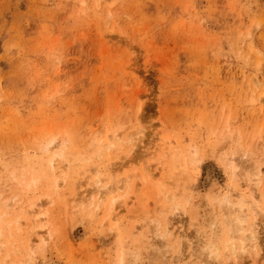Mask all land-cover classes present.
<instances>
[{"label":"rangeland","instance_id":"rangeland-1","mask_svg":"<svg viewBox=\"0 0 264 264\" xmlns=\"http://www.w3.org/2000/svg\"><path fill=\"white\" fill-rule=\"evenodd\" d=\"M263 188L264 0H0L4 264H237Z\"/></svg>","mask_w":264,"mask_h":264},{"label":"bare ground","instance_id":"bare-ground-1","mask_svg":"<svg viewBox=\"0 0 264 264\" xmlns=\"http://www.w3.org/2000/svg\"><path fill=\"white\" fill-rule=\"evenodd\" d=\"M134 134V133H133ZM135 135L137 136V138H136V140L138 139V141H139V139H140V136L142 135L143 136V134H142V131H140V130H138V131H136L135 132ZM142 141V140H141ZM49 146H50V144H48ZM47 145V146H48ZM46 148H48V147H46ZM47 150V149H46ZM131 151H132V149H131ZM131 151H129L130 153H131ZM129 154V153H128ZM57 156V155H56ZM60 157L61 158H63L61 155H60ZM59 157V158H60ZM53 162H55V161H53V159L50 161V166L52 167V168H54V165H53ZM229 163H228V165H230L231 164V162L230 161H228ZM233 163V162H232ZM231 166V165H230ZM235 167V166H234ZM251 168H253V167H251ZM235 169V168H234ZM232 170H233V168H232ZM251 171H252V169H250ZM256 170V169H255ZM97 172V171H96ZM249 173V172H248ZM252 173H254V169H253V172H250V175L252 174ZM235 174V173H234ZM256 174H258V172L256 173ZM249 175V176H250ZM255 174H252L250 177H251V179H252V181L255 183V180L254 179H256L257 177H258V175H255ZM257 176V177H256ZM256 177V178H255ZM250 179V180H251ZM35 181V180H34ZM251 181V182H252ZM252 182V183H253ZM254 183H253V185H254ZM258 184V183H257ZM256 184V185H257ZM254 187V186H253ZM257 187V186H256ZM118 188V187H117ZM264 189V188H263ZM256 190V189H255ZM254 190V192L256 193V191ZM228 197V196H227ZM262 197H264V191H262V193H261V198ZM260 198V199H261ZM231 199V198H230ZM100 200H101V197H98L97 199H92V201L94 202H96V201H99L100 202ZM220 200V202H221V205H222V207H221V205H220V208H223L222 210H223V213L225 214V216H224V214L222 213L221 215H222V224H223V226H224V228H225V233H226V235H227V239H226V241H224L225 243H223L224 244V247L226 248V246L229 244L230 245V254L232 255V257L234 258V259H236V263L237 264H239V261H241V255L243 256V253H248V252H250L253 248H254V246H255V243L257 242V234H256V228H255V226H256V222L257 221H255V222H253L254 220H256L257 219V217L259 216V214L261 213V212H264V208L262 209V205L260 204L261 203V200H257L256 199V195L254 194V193H252V195H251V197H250V202L248 203V205L249 206H247L248 208L246 209V211L248 212V211H252V212H250V215L252 214V216H253V218H255L256 216H257V212H260L259 214H258V216L254 219V220H252L250 223L247 221V219H248V217L247 216H244L243 215V213H245L244 211V209H243V206L241 205V204H236V203H231V201L229 200V197H228V199L227 198H224L223 197V199L221 200V199H219ZM234 201V200H233ZM232 201V202H233ZM243 201V200H242ZM264 201V200H263ZM238 203V202H237ZM245 203H247V201L245 202ZM244 203V204H245ZM243 204V205H244ZM40 205H42V204H40ZM215 205V204H214ZM111 206H113V204L111 205ZM263 207H264V205H263ZM35 208H40V206H37V204H33L31 207H30V212H34V209ZM220 208H219V210H220ZM38 209L36 210V215H37V217H36V220H35V222H34V227L31 229V231H29V235H32L33 237H34V240H36V241H41V240H43V234H42V231H41V229L43 230V226L42 225H37V221L42 217L41 215H42V212L41 211H39L38 212ZM41 209V208H40ZM255 209H257V210H255ZM254 213L256 214V215H254ZM246 214V213H245ZM261 214H263V213H261ZM260 214V215H261ZM249 215V216H250ZM223 216H224V218H223ZM252 216H250V217H252ZM263 216V215H262ZM220 217V216H219ZM247 217V218H246ZM253 218H251V219H253ZM20 221V220H19ZM19 221H15L16 223L18 222L19 223ZM21 222V221H20ZM15 223V224H16ZM18 223H17V225H18ZM10 224V223H9ZM11 225V224H10ZM15 229H16V226H15ZM1 237H2V234H1V231H0V239H1ZM45 240V239H44ZM225 240V239H224ZM34 242V241H33ZM222 244V245H223ZM226 245V246H225ZM215 247V246H214ZM206 249V248H205ZM207 250V249H206ZM205 250V251H206ZM218 251V250H217ZM229 251V250H228ZM208 253H211V254H213L212 252H209V251H207ZM122 254H120L121 256L120 257H123L124 256V254H123V251L121 252ZM203 253H205V252H203ZM207 253V254H208ZM225 253H226V251H225ZM226 255V254H225ZM7 256V255H6ZM203 256H206V255H203ZM210 256H213V255H210ZM214 256H215V254H214ZM246 256V255H245ZM119 257V258H120ZM208 258H209V256H207ZM205 258L206 259V261H205V263L207 262V260H211L212 259V257L211 258ZM121 260H122V258H120ZM119 259V260H120ZM214 259V258H213ZM217 259V258H216ZM212 261H209V263H211ZM119 263H121L120 261H119ZM203 263V262H202ZM205 263H203V264H205ZM208 262H207V264H209ZM0 264H4V260H1L0 261ZM214 264V263H213Z\"/></svg>","mask_w":264,"mask_h":264}]
</instances>
